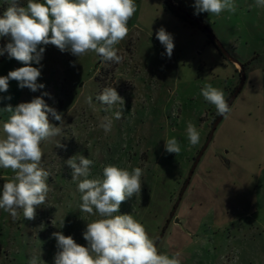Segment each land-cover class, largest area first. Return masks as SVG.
<instances>
[{
	"label": "rangeland",
	"instance_id": "374dc122",
	"mask_svg": "<svg viewBox=\"0 0 264 264\" xmlns=\"http://www.w3.org/2000/svg\"><path fill=\"white\" fill-rule=\"evenodd\" d=\"M166 1L135 0L129 33L115 46L121 63L100 61L95 52L78 58L50 44L40 64L32 63L43 88L32 92L10 80L0 92V139L10 115L3 108L35 97L64 121L62 133L41 144L49 192L35 219H25L22 210L13 219L0 209V264H30L33 258L54 264L56 231L87 246L83 232L99 216L79 208L81 194L65 163L75 155L94 161L90 178H102L108 164L142 169L141 194L123 202L119 212L141 223L161 254L178 256L181 264H264V6L234 0L235 12L196 14L195 0H171L197 19L190 24L167 10ZM19 2L26 6L27 0ZM7 7L0 0V15ZM161 27L173 36L171 58L156 37ZM208 33L244 66L246 78L185 187L217 116L201 89L210 83L226 99L241 81L239 66L220 55ZM8 42L0 38V48ZM22 66L7 53L0 56V76ZM105 87H115L124 99L119 120V104L109 108L96 99ZM104 117L112 120L107 133L99 126ZM189 122L200 135L195 146L187 137ZM171 138L179 142L178 155L165 150L164 140ZM13 176L0 168V190Z\"/></svg>",
	"mask_w": 264,
	"mask_h": 264
},
{
	"label": "clouds",
	"instance_id": "9594fccd",
	"mask_svg": "<svg viewBox=\"0 0 264 264\" xmlns=\"http://www.w3.org/2000/svg\"><path fill=\"white\" fill-rule=\"evenodd\" d=\"M7 2L8 7L0 15V38L6 37L9 42L0 48V56L7 53L10 59L24 66L0 76V92L8 90L10 80L32 92L43 88V84L37 83L41 71L32 63L40 64L45 46L50 44L78 58L95 52L102 61L121 63L123 57L117 54L115 46L127 37L128 22L137 11L135 0H27L26 6L19 0ZM256 4L264 6V0H256ZM194 6L196 14L236 11L234 0H195ZM156 37L171 58L173 36L161 27ZM201 95L215 106L217 115L228 118L231 108L222 90L209 83L203 86ZM96 99L109 108L119 104L115 118H122L125 102L115 87H105ZM3 111L10 115L2 124L0 168L11 169L14 176L4 182L0 190V209L13 219L18 217V210H22L25 219L33 220L37 207L45 203L49 192V173L41 167V144L59 136L64 121L62 114L48 106L42 97L15 107L8 105ZM50 116L59 126L51 122ZM99 126L106 133L110 132L112 120L104 117ZM187 137L192 146L200 141L199 132L191 122L187 126ZM164 141L166 152L180 153L176 138ZM56 147L64 145L59 143ZM65 163L81 194L80 210L99 218L86 225L83 238L87 246L61 231L52 233L57 248L54 264H181L178 256L161 254L145 227L131 214L119 212L123 202L141 194V168L129 171L108 164L102 169V178H90L93 160L75 155ZM52 224L55 226L53 220ZM63 227L64 219L59 228ZM30 264H36L35 258Z\"/></svg>",
	"mask_w": 264,
	"mask_h": 264
},
{
	"label": "water",
	"instance_id": "95a60500",
	"mask_svg": "<svg viewBox=\"0 0 264 264\" xmlns=\"http://www.w3.org/2000/svg\"><path fill=\"white\" fill-rule=\"evenodd\" d=\"M167 2L170 4L171 7L178 8L180 10V7L176 6L171 0H167ZM186 17L189 20H191V21L197 22V19L195 17H192L190 15H187ZM215 43H216V46H217L218 50L220 51L221 55L224 56L226 59L232 61L237 66H239L240 71H241V81H240L239 85L237 86L236 90L234 91V93L232 94V96L230 97V99L228 100L229 107H231V105L233 104L234 100L237 98L238 94L241 92V89H242V87L244 85V81H245V78H246L245 74L243 73L244 66L242 64L237 63L236 61H234L231 58L230 54L224 49V47L222 46L221 43L217 42L216 40H215ZM99 60L102 61L101 58ZM222 120H223V117L222 116H218V118L212 124L211 130H210L209 135L207 137V140H206L204 146L202 147V149L199 151L197 157L195 158V160H194V162L192 164L190 174L188 175L187 180L185 182V187L188 185L189 180L191 179V176L193 175V173H194V171L196 169V166H197L201 156L203 155V153L205 152V150L207 149V147L211 143V141L213 139V136H214V133H215L218 125L220 124V122Z\"/></svg>",
	"mask_w": 264,
	"mask_h": 264
},
{
	"label": "trees",
	"instance_id": "16d2710c",
	"mask_svg": "<svg viewBox=\"0 0 264 264\" xmlns=\"http://www.w3.org/2000/svg\"><path fill=\"white\" fill-rule=\"evenodd\" d=\"M165 8L167 9V10H169L172 14H174L176 17H178V18H181V19H183V20H185V21H188L186 18V16L183 14V13H181L180 12V10L178 11V10H176L175 8H173V7H171L170 6V4L166 1L165 2ZM190 24H194L193 23V21H188ZM208 41L210 42V43H212V44H214V46L217 48V46H216V43H215V36L213 35V34H211V33H208ZM218 49V48H217ZM219 51V50H218ZM219 53H220V51H219ZM220 55H221V53H220ZM222 56V55H221ZM224 59H226L224 56H222ZM236 88L237 87H235L233 90H232V92H230V94L228 95V97L226 98V101L228 102V100L230 99V97L232 96V94L234 93V91L236 90ZM218 116L219 115H217L215 118H214V120L212 121V124L215 122V120L218 118Z\"/></svg>",
	"mask_w": 264,
	"mask_h": 264
},
{
	"label": "flooded vegetation",
	"instance_id": "af4514ba",
	"mask_svg": "<svg viewBox=\"0 0 264 264\" xmlns=\"http://www.w3.org/2000/svg\"><path fill=\"white\" fill-rule=\"evenodd\" d=\"M176 10H178L179 11V9L178 8H175ZM188 21H191V20H189L188 18H186Z\"/></svg>",
	"mask_w": 264,
	"mask_h": 264
}]
</instances>
